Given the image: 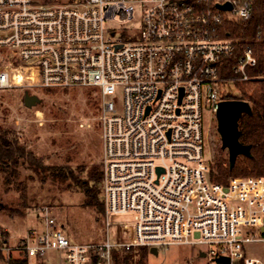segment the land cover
Returning <instances> with one entry per match:
<instances>
[{"label":"built area","instance_id":"1","mask_svg":"<svg viewBox=\"0 0 264 264\" xmlns=\"http://www.w3.org/2000/svg\"><path fill=\"white\" fill-rule=\"evenodd\" d=\"M251 12L249 0H0V91H99L105 233L73 242L52 206H36L23 236L2 235L0 264H34L47 250L63 251L67 264H111L113 248L174 244L205 246L199 256L213 262L264 264L243 252L264 243V175L211 180L202 132L203 108L216 117L235 96L228 85H258L264 98V68L250 43L236 55L227 27Z\"/></svg>","mask_w":264,"mask_h":264},{"label":"rangeland","instance_id":"2","mask_svg":"<svg viewBox=\"0 0 264 264\" xmlns=\"http://www.w3.org/2000/svg\"><path fill=\"white\" fill-rule=\"evenodd\" d=\"M226 90L232 95L238 93V88L231 84ZM26 91L39 98L30 107L23 105ZM99 102V91L94 87L7 88L0 91V125L15 129L21 143L32 153L43 157L46 164H66L78 171L81 177H85L86 170L92 164L100 165L101 160ZM202 116L205 158L209 157L214 161L220 150L227 156V150L220 147L216 117L205 107ZM240 125L242 127L243 123ZM246 135L244 131L242 137ZM79 168L85 171L79 172ZM20 170L19 179L25 187L23 193L26 205L22 208L23 212L9 216L5 209H0V227L11 242L23 236L33 225V208L43 204L53 207L55 218L63 224L65 234L73 242L90 243L105 238L103 216L82 205L83 195L80 191L67 189L64 183H58L49 177L41 181L27 167ZM20 194V191L10 189L3 195L10 200L18 198ZM130 218L125 215L114 219L125 222ZM246 231L250 237L260 236L256 227H248ZM109 232L113 240L111 229ZM261 236L264 237V234ZM243 245V252L247 256L264 255L262 242H247ZM201 249H205V246H158V253L154 255L149 252L145 261L146 264H217L208 257H200ZM34 264H67V261L63 251L47 250L41 259L34 260Z\"/></svg>","mask_w":264,"mask_h":264},{"label":"trees","instance_id":"3","mask_svg":"<svg viewBox=\"0 0 264 264\" xmlns=\"http://www.w3.org/2000/svg\"><path fill=\"white\" fill-rule=\"evenodd\" d=\"M252 5L250 18L245 23H232L227 27L236 37V55L241 53L244 44L250 43L258 60V68H264V0H249ZM235 57L224 59L226 74L231 73L230 67ZM225 66V65H224ZM239 93L235 96H224L231 99H243L252 104L251 115H242L238 121L240 131L239 140L249 144L251 156L238 155L235 165L230 168L226 154L222 150L215 156L210 168V179L227 184L228 179L237 175H264V98L258 85H241L237 83ZM241 122L243 123L241 127ZM248 122V123H247ZM255 124V126L253 125ZM252 126L254 128H252ZM252 128V129H251ZM246 137H242L244 131ZM43 157L32 153L21 143L15 129L4 124L0 125V203L9 216L13 213L21 214L26 205L23 181L19 179L20 168H28L42 180L49 177L51 180L64 183L70 190L82 193V205L93 209L97 214L103 213L101 200L102 168L99 164H92L86 170L85 177L66 164L49 165ZM85 169L79 168V172ZM10 189L20 191L18 198L7 199ZM5 232L0 227V244ZM149 253L148 247L130 249L113 248L111 264H146ZM0 256H3L2 254ZM9 264H28L26 257L10 258Z\"/></svg>","mask_w":264,"mask_h":264},{"label":"water","instance_id":"4","mask_svg":"<svg viewBox=\"0 0 264 264\" xmlns=\"http://www.w3.org/2000/svg\"><path fill=\"white\" fill-rule=\"evenodd\" d=\"M218 7L222 9H229L231 6L229 3L218 4ZM39 98L35 94H30L26 91L23 95V105L30 107ZM243 114L251 115V107L248 101L243 99H224L219 102L216 115V131L218 132L221 140V148L227 150V159L230 168L235 164V160L238 155H244L246 157L251 156V147L249 144L242 143L239 140L240 131L238 129V121ZM160 170V168H158ZM1 208V203H0ZM261 231L264 233V226H261ZM151 254L156 255L158 250L156 247L149 249ZM204 253H200V256H204ZM216 262L229 264L228 257H218Z\"/></svg>","mask_w":264,"mask_h":264}]
</instances>
